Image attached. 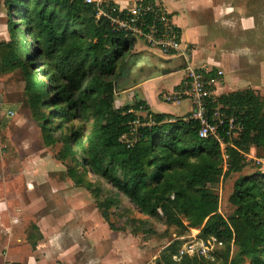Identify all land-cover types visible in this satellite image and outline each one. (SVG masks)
<instances>
[{
    "label": "trees",
    "instance_id": "1",
    "mask_svg": "<svg viewBox=\"0 0 264 264\" xmlns=\"http://www.w3.org/2000/svg\"><path fill=\"white\" fill-rule=\"evenodd\" d=\"M3 3L9 39L0 41V68L23 72L31 116L45 144L61 143L59 157L71 164L70 177L80 178L81 169L110 186L96 204L102 217L106 220L110 206L122 205L123 197L151 218L185 229L201 227L200 236L222 240L213 259L175 260L172 255L181 241L168 243L154 264H244L245 257L247 264H264V172L256 169L234 180L228 196L233 213L228 217L218 210V195L211 188L221 175L240 173L250 147L257 153L264 149V97L251 88L214 95L209 106L219 105L242 122L223 171L219 146L198 136L195 119L153 112L140 98L114 105L116 91L131 82L125 74L132 64L128 55L133 41L107 20L96 19L91 4ZM140 108L143 117L135 112ZM135 119L139 124L133 127ZM231 244L236 257L229 261Z\"/></svg>",
    "mask_w": 264,
    "mask_h": 264
},
{
    "label": "rangeland",
    "instance_id": "2",
    "mask_svg": "<svg viewBox=\"0 0 264 264\" xmlns=\"http://www.w3.org/2000/svg\"><path fill=\"white\" fill-rule=\"evenodd\" d=\"M3 2L4 0H0V41L9 39L7 9ZM251 2L254 11H259L260 8L264 10V0H251ZM135 40L131 48H148L141 39ZM132 60L131 63H135L133 64L135 66L131 64L129 77L133 76L135 79H140L158 64L154 57L145 53L143 56L140 54L133 56ZM138 65L142 67L137 68ZM175 81L176 76L164 78L159 81V85L163 89H170ZM24 86V74L19 68L11 71H2L0 68V245L1 243L6 245L5 242L9 240L8 248L13 247L19 251V243L32 244L33 237L36 236L37 227L34 221L37 218L52 213L59 214L65 218L59 231L52 233L48 241L45 240L49 244H54L57 256L60 254V249L74 244L73 240L76 239L72 234L74 221L67 218L68 208L74 204H89L98 210L96 204L103 199L110 186L91 172H83L81 169H78L80 178L74 180L70 177L68 168L71 164L59 157L58 150L61 143L47 145L43 142L40 127L29 111ZM151 87L153 86L150 83H144L123 90L122 93L117 90L114 105L133 104L138 98L150 100L155 89ZM145 88H148V93H145ZM262 93L264 94V89ZM164 94L159 97L171 104V110L180 113L183 102L171 103L163 99ZM135 112L142 117L145 116V110L142 108ZM74 122L77 124L76 121ZM90 122L91 118L88 120L89 128ZM258 153L254 147H250L244 155L245 166L240 173L221 175L218 182L211 185L212 190L218 195V210L224 217L233 213V206L229 203L228 196L234 180L239 175L256 169L264 172V149ZM222 169L223 171L227 169L223 162ZM122 202L120 206L109 207L106 220L99 210L98 213L108 230L112 231L110 236L120 232L136 238L139 245L146 247L143 264H154L155 257L164 246L168 243L176 245L175 242H182L181 237L187 234V228L169 224L163 218H151L138 211L123 197ZM183 223L186 221L183 220ZM39 238L40 236L36 239ZM6 248L7 246H1V255ZM235 257L236 247L231 244L228 259L230 261ZM132 261L128 259L126 262ZM242 262L247 264L249 258L245 257Z\"/></svg>",
    "mask_w": 264,
    "mask_h": 264
},
{
    "label": "crops",
    "instance_id": "3",
    "mask_svg": "<svg viewBox=\"0 0 264 264\" xmlns=\"http://www.w3.org/2000/svg\"><path fill=\"white\" fill-rule=\"evenodd\" d=\"M110 1L121 6H127L132 2V0ZM158 1L164 5L173 23L178 27L187 57L185 59L176 54H163L155 48H131L128 55L131 61L133 56L137 54L143 56L145 53L154 57L158 64L140 79L129 77L130 72L126 73V80L129 77L131 82L126 88L120 89L121 93L123 90L150 83L155 88L150 100L140 99L146 101L151 111L175 116L188 115L192 110V101L189 98H183L176 103L183 102L181 112L177 113L171 110V104L164 102L159 95L175 90L185 76L184 67L191 65L204 67L211 74H216L218 79L213 86L215 96L251 88L264 97L262 93L264 16H261L264 15V10L262 8L254 11L251 0ZM140 66L138 65L137 68ZM173 76H176V81L170 89H163L159 85L160 80ZM144 91L148 93V88ZM68 209L67 218L74 221L72 233L76 236L75 241L73 240L74 244L60 249V254L55 255L54 244H49L45 240L48 241L52 233L59 231L65 218L59 214H47L34 221L37 228L32 244L19 243V251H16L13 247L8 248L9 240L5 242L6 245L1 243L0 248L1 246L7 248L2 255L0 252V260H2L0 264H8L12 261L21 264H143L146 247L139 245L136 238L120 232L110 236L112 231L108 230L95 207L89 204H74ZM39 236L40 238L36 239ZM128 259L133 261L128 263L126 262Z\"/></svg>",
    "mask_w": 264,
    "mask_h": 264
},
{
    "label": "built area",
    "instance_id": "4",
    "mask_svg": "<svg viewBox=\"0 0 264 264\" xmlns=\"http://www.w3.org/2000/svg\"><path fill=\"white\" fill-rule=\"evenodd\" d=\"M94 8L96 19L107 20L109 26L117 31H124L134 39H141L148 48H155L163 54H176L186 59L182 47L180 32L173 23L169 12L158 0H132L127 6H121L110 0H83ZM185 76L178 89L167 92L163 99L179 103L183 98L192 101V110L187 117L198 122L197 133L201 138H212L219 146L221 162L224 167L228 161V147L232 139L242 130L241 120L221 110L219 105L209 106L214 100L213 86L216 74H211L204 67L186 65ZM220 73V71H218ZM133 127L139 124L133 120ZM222 129L224 134L219 131ZM225 135L228 137L226 138ZM121 140L128 142L125 135ZM201 227L187 228V234L172 258L179 260L184 256H201L213 259L215 251L222 245V240L215 236H200Z\"/></svg>",
    "mask_w": 264,
    "mask_h": 264
},
{
    "label": "water",
    "instance_id": "5",
    "mask_svg": "<svg viewBox=\"0 0 264 264\" xmlns=\"http://www.w3.org/2000/svg\"><path fill=\"white\" fill-rule=\"evenodd\" d=\"M132 40H133V38H132Z\"/></svg>",
    "mask_w": 264,
    "mask_h": 264
}]
</instances>
